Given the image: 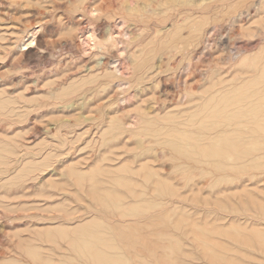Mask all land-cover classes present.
<instances>
[{
  "label": "rangeland",
  "instance_id": "obj_1",
  "mask_svg": "<svg viewBox=\"0 0 264 264\" xmlns=\"http://www.w3.org/2000/svg\"><path fill=\"white\" fill-rule=\"evenodd\" d=\"M115 263L264 264V0H0V264Z\"/></svg>",
  "mask_w": 264,
  "mask_h": 264
},
{
  "label": "bare ground",
  "instance_id": "obj_2",
  "mask_svg": "<svg viewBox=\"0 0 264 264\" xmlns=\"http://www.w3.org/2000/svg\"><path fill=\"white\" fill-rule=\"evenodd\" d=\"M117 31V30H116ZM113 34V33H112ZM117 39V38H116ZM254 111V110H253ZM253 114H254V112H253ZM255 116V115H254ZM257 118V117H256ZM258 120H260L259 118H258ZM255 130V129H254ZM243 133V132H242ZM244 133H246V132H244ZM227 136V135H226ZM235 137V136H234ZM230 139H231V137H230ZM232 139H233V137H232ZM231 139V140H232ZM230 141V140H229ZM236 141V140H235ZM261 141H262V139H261ZM239 142V141H238ZM219 144V143H218ZM237 144V143H236ZM240 144V143H239ZM222 145V144H221ZM227 145V144H226ZM228 146V145H227ZM213 147H214V145H213ZM218 148V147H217ZM217 148H215V150L217 149ZM232 148H234V147H232ZM177 149V148H176ZM229 149H231V148H229ZM235 149V148H234ZM213 150V149H212ZM219 150V149H218ZM243 151V150H242ZM206 152H209V150L208 151H206ZM221 152H222V150H221ZM220 152V153H221ZM231 152H232V150H231ZM241 152V151H240ZM251 152V151H250ZM225 153V152H224ZM208 154V153H207ZM222 154V153H221ZM242 154V153H241ZM209 155V154H208ZM212 155V154H211ZM216 154H214V156H215ZM234 155V154H233ZM210 156V155H209ZM223 156V155H222ZM229 156V155H228ZM243 156V155H242ZM212 158V157H211ZM229 159H231L230 157H229ZM223 160V159H222ZM210 161H211V159H210ZM234 163V162H233ZM227 164V163H226ZM216 165V164H215ZM228 165H230V163H228ZM239 165V164H238ZM235 166V165H234ZM231 167V166H230ZM227 168H228V166H227ZM261 168V167H260ZM253 169V168H252ZM148 210H150V209H148ZM136 211V210H135ZM142 213V212H141ZM140 212H139V214H141ZM124 214H126V213H124ZM129 214V213H128ZM138 216V215H137ZM140 216V215H139ZM99 256V255H98ZM106 256V255H105ZM117 256V255H116ZM109 257V256H108ZM101 258V257H100ZM100 261H101V259H100ZM112 261V260H111ZM115 262H116V260H115ZM103 263V262H102ZM128 263H130V262H128ZM116 264V263H115Z\"/></svg>",
  "mask_w": 264,
  "mask_h": 264
}]
</instances>
